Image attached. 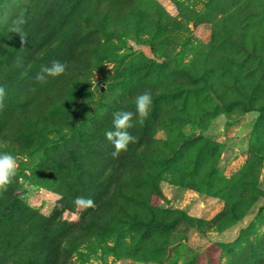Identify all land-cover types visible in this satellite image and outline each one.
I'll return each instance as SVG.
<instances>
[{"label": "rangeland", "instance_id": "obj_1", "mask_svg": "<svg viewBox=\"0 0 264 264\" xmlns=\"http://www.w3.org/2000/svg\"><path fill=\"white\" fill-rule=\"evenodd\" d=\"M58 3L0 0V151L19 163L0 191V264L39 260L38 241L48 240L26 221L33 212L36 224L62 227L51 264H264V0H136L142 17L134 8L116 29L96 21V33L89 18L57 45L46 66L67 69L45 86L35 79L45 66L37 57L69 27ZM21 14L23 48L9 31ZM145 90L148 116L141 125L134 115L128 131L144 136L148 155L113 158L104 135L113 113H135ZM86 163L113 173L111 188L77 183ZM146 172L159 179L161 192L145 198L167 211L163 227L146 229L123 209L130 183L109 209L116 214L76 224L118 181ZM77 196L95 206H76Z\"/></svg>", "mask_w": 264, "mask_h": 264}, {"label": "trees", "instance_id": "obj_2", "mask_svg": "<svg viewBox=\"0 0 264 264\" xmlns=\"http://www.w3.org/2000/svg\"><path fill=\"white\" fill-rule=\"evenodd\" d=\"M61 4L58 3V6H61V8L66 10V19L65 22L69 23V27L65 28V31L62 32V37H60L59 42L55 44L54 46H51L47 51H45L41 56H38V61L41 65H48L50 60L55 56L56 50H58L57 45L62 44L66 39L73 36V31L75 30V27H81V22H85V26H87L91 21L89 18L93 19L94 27L89 29L93 31V33H96L98 29L96 28V21L99 23L98 27L105 28L104 22L111 23V26L116 29L123 21V19L126 17V15L129 13H132L134 8H136V15H139L142 17V12L140 7L135 4L136 0H60ZM108 4L110 8L102 13L101 16H98L95 18L94 15H97L99 13L96 12L98 10L99 6ZM123 5V6H122ZM112 7V8H111ZM116 9V12H115ZM113 12V14H111ZM56 10H52L53 17L55 18ZM86 12L88 13L87 16L83 17L82 13ZM54 22H52L53 24ZM50 25V24H49ZM143 26L142 19L136 20V28L140 29ZM122 27V25H121ZM137 31V30H136ZM92 33V34H93ZM90 35H88L89 37ZM53 77H49L47 80L49 82L46 83H52L54 82ZM44 84L47 86V84ZM45 86L41 87V91H44ZM144 136L141 135L139 138H137L136 142L128 146L127 151L121 152L120 158H127L130 160L137 161L141 160L143 156L146 158L148 155V149L149 144L142 145ZM150 137L148 138V140ZM147 140V141H148ZM112 161V160H109ZM85 172H81L80 178H75V181L77 183H81L82 177H85L88 182H91L89 186L85 185V189L88 188H97V187H105V188H111V184H113V173H109L108 176L105 175V177H102L101 173L94 169V166L92 163H86L85 165ZM121 177V176H120ZM158 180L152 175H149L146 172V175L144 173H139L136 176H125V179L122 181H118L115 186H112V189H115L116 187V194L113 192H110L105 196V198L100 202L99 206H96L95 208H89L85 211V215L82 216V219L77 222V225H80L79 227L83 228L82 225L89 224L91 221L95 219H101V217H104L106 219H109L111 217V214L113 216V213L116 214L114 210H111L113 213L110 212L109 209H113V207L119 202L118 198V192L124 195L123 190H125L126 186L130 183L132 185V192L125 196V201H129L132 203L131 205H125L123 206V209L126 208V210H131L134 217L137 218V222L141 224L146 229L151 228H160L163 227L166 222V216L167 211L165 209H161L158 207H153L150 205V201L145 198L149 199L151 195L157 194L161 192V189L158 184ZM72 183L69 181V184ZM84 185L81 183V186ZM72 187V185H71ZM70 188V186H69ZM75 188V187H74ZM147 189V191L145 190ZM63 200H68L72 195L63 193ZM73 203V202H72ZM101 203L109 210L107 211L106 208H102ZM69 207H72L69 206ZM1 208V207H0ZM106 212V213H104ZM32 215V216H31ZM28 218L27 222L28 224L33 227V229L38 233H43L47 236V240L45 244L42 241V238L38 241V253L40 254L39 260H34L31 263L28 264H51V255L53 254V241L58 235L59 232H61L62 227H58L54 225L53 227L49 228V225L44 224H36L37 219L41 218L37 213L33 212ZM105 215V216H103ZM45 219V218H44ZM113 220L115 218H112ZM38 229H36V226ZM167 224V223H166ZM52 231L50 232V230ZM84 229V228H83ZM11 229H9L10 231ZM7 231V232H9ZM82 234H72L71 238H75L77 236H81ZM44 237V236H43ZM3 240L7 238V236H3Z\"/></svg>", "mask_w": 264, "mask_h": 264}, {"label": "clouds", "instance_id": "obj_3", "mask_svg": "<svg viewBox=\"0 0 264 264\" xmlns=\"http://www.w3.org/2000/svg\"><path fill=\"white\" fill-rule=\"evenodd\" d=\"M27 20L23 14L14 19L9 27V31L19 37L21 48L28 43V33L24 30ZM67 65L60 61H53L51 66H44L37 73L35 79L43 84L47 82L48 77H59L66 72ZM6 88L0 85V109L4 108V100L6 98ZM135 113L131 111H117L113 113L112 129L107 130L105 138L113 145L114 151L111 152L113 158H117L121 152L127 151L130 143H135L134 137L128 129L134 127L133 117L137 118L139 124H143L149 113V107L152 104V95L150 90H145L135 98ZM5 145L0 143V148ZM19 163L17 158L7 151H0V191H6L7 186L12 183L13 178L17 174ZM73 203L79 207H94L91 198L77 196Z\"/></svg>", "mask_w": 264, "mask_h": 264}]
</instances>
